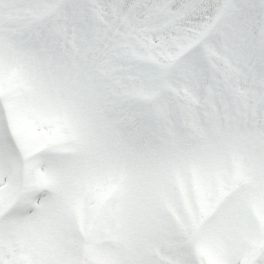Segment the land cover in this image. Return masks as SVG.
Returning a JSON list of instances; mask_svg holds the SVG:
<instances>
[{
    "label": "snow or ice",
    "instance_id": "6c2138e0",
    "mask_svg": "<svg viewBox=\"0 0 264 264\" xmlns=\"http://www.w3.org/2000/svg\"><path fill=\"white\" fill-rule=\"evenodd\" d=\"M0 264H264V0H0Z\"/></svg>",
    "mask_w": 264,
    "mask_h": 264
}]
</instances>
